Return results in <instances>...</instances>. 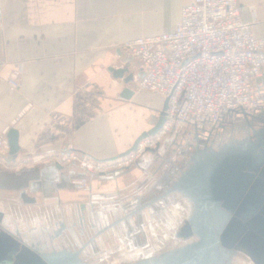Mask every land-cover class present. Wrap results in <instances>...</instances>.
Wrapping results in <instances>:
<instances>
[{
  "label": "crops",
  "instance_id": "1",
  "mask_svg": "<svg viewBox=\"0 0 264 264\" xmlns=\"http://www.w3.org/2000/svg\"><path fill=\"white\" fill-rule=\"evenodd\" d=\"M190 1L0 0V132L16 129L19 146L0 161V212L21 230L43 227V217L57 210L68 215L78 203L119 202L150 186L156 150L97 176L53 158L67 147L95 160L113 158L153 127L165 98L136 88L139 65L131 56L132 83L110 67H119L124 41L172 31ZM238 4L253 34L264 37V0ZM125 87L133 91L128 98ZM25 158L39 162L17 167Z\"/></svg>",
  "mask_w": 264,
  "mask_h": 264
},
{
  "label": "built area",
  "instance_id": "2",
  "mask_svg": "<svg viewBox=\"0 0 264 264\" xmlns=\"http://www.w3.org/2000/svg\"><path fill=\"white\" fill-rule=\"evenodd\" d=\"M119 50L139 65L136 88L168 99L165 122L128 154L95 160L67 147L54 155L55 163L89 176L124 170L180 131L178 125L185 137H205L230 115L253 112L263 99L264 37L242 20L238 0H191L172 31L124 41ZM6 134L7 129L0 132V161L9 150ZM38 162L25 158L17 167Z\"/></svg>",
  "mask_w": 264,
  "mask_h": 264
},
{
  "label": "water",
  "instance_id": "3",
  "mask_svg": "<svg viewBox=\"0 0 264 264\" xmlns=\"http://www.w3.org/2000/svg\"><path fill=\"white\" fill-rule=\"evenodd\" d=\"M118 57L119 67H110V70L124 84H130L132 76L126 64L131 62V58H123L121 52ZM132 93L125 87L122 95L128 98ZM167 106L168 99H165L153 127L141 133L122 155L136 150L140 140L162 127ZM245 113L241 112L242 115ZM6 137L8 155L15 156L19 151L18 131L10 128ZM158 147L159 144L147 151ZM190 160L191 164L180 172L170 191L178 192L192 202L193 211L185 227L186 232L195 234L199 241L128 264H217L213 258L218 252L216 244L220 233L226 234L231 242L240 241L246 249L259 251L254 242L261 239L251 237L255 229L261 233L264 226V127L254 135L228 143L218 150L196 148ZM224 209L230 212L229 215L224 213ZM45 235L40 236L42 242L36 241L34 236L28 235L24 228L21 230L0 212V264H70L72 251L41 252L53 241L45 239Z\"/></svg>",
  "mask_w": 264,
  "mask_h": 264
},
{
  "label": "flooded vegetation",
  "instance_id": "4",
  "mask_svg": "<svg viewBox=\"0 0 264 264\" xmlns=\"http://www.w3.org/2000/svg\"><path fill=\"white\" fill-rule=\"evenodd\" d=\"M245 114L235 113L230 115L226 121L205 137H183L184 145L180 150V157L182 158L180 165L171 162L172 165L166 175L162 180L152 181L147 188L148 193L143 194L144 197H141L140 191H137L126 202L119 199V202L113 201L114 203L109 200H91L86 203H78L72 207L68 215H65L61 210H57L50 216L43 217L42 220H47L43 227L40 226L39 229L28 228L26 232L28 235L34 236L35 240L39 242H42L40 236L43 237L44 234H46L45 239L50 238L53 240L52 245L50 244V246H46L41 250L43 253L57 252L64 249L72 251L70 264H104L102 263L104 256L117 251V245L112 249L113 251L108 247V243L114 238L119 239L121 243H124V239L128 241L130 239L131 241L135 240L127 252H119L118 260H114L115 262H111L112 264H128L144 257L156 256L171 248L183 247L198 242L199 238L195 234H188L185 227L193 211L192 202L184 198L182 194L170 190H172V185L180 172L187 169L191 164L190 157L195 153L196 148L218 150L228 143L252 136L255 131L264 127V95L258 108ZM178 200L184 207L178 205L176 214H174L173 207L175 206L173 203ZM115 202L117 203L115 204ZM181 207L184 211L181 215L179 214L180 217L177 220L179 224L177 225L173 222ZM159 208L160 210L157 212ZM158 213L166 215L168 221L166 225L170 229L173 228V232L169 234V237L174 238L176 241L174 246L170 244L165 250L148 246L146 243H138L136 237H134L142 230L144 221L141 216H146V220L151 226L149 220H152L151 217L158 215ZM224 213L229 215L230 212L224 209ZM35 221H38V219L35 218ZM230 221L231 219L227 225ZM243 223L246 224V227L249 226L247 222ZM261 229V233L255 229V233L251 237L261 239L254 242L259 251L246 249L243 244H240V241L231 242L232 240H228L226 234L220 233L217 244L215 243L218 252L213 259H216L217 264H235L237 260L248 264H264V226ZM226 244H230V246ZM140 249L146 251L141 253Z\"/></svg>",
  "mask_w": 264,
  "mask_h": 264
},
{
  "label": "rangeland",
  "instance_id": "5",
  "mask_svg": "<svg viewBox=\"0 0 264 264\" xmlns=\"http://www.w3.org/2000/svg\"><path fill=\"white\" fill-rule=\"evenodd\" d=\"M177 127L180 129V131L167 135L163 139V141L160 142L159 147L156 149V154H157L156 159L157 160L154 162L157 163L158 165L157 167H154L155 168V172L153 173L154 179L151 180V182L157 179L162 180V178L166 175L165 173H167V171L169 170L171 162H174V164L180 165V162L182 161V158L180 157L181 156L180 150L182 149V146L184 145L183 137H185V135L181 134V125H178ZM144 189L146 188H143L142 190ZM144 192L145 191L141 192L140 196H142ZM132 195L134 194L132 193L129 196H124V198L121 199V201H124V202L128 201ZM177 202L173 203L175 206L173 207L174 214H176V209L178 205L180 206L182 205L179 200ZM116 203L117 202H115V204ZM183 207L180 208L179 213L177 212L178 214H177V217L175 218V221L173 222L174 224L175 223L177 225L179 224L177 223V220L179 219L180 215L184 211ZM159 210L160 208L157 210V212ZM141 217H142V220L144 221L142 225V230L137 233L138 235L136 234L137 236H134L136 237V241H138V243L139 242L142 244L146 243V245L157 247L159 250H165L166 247L169 246L170 244L173 246L176 244L175 239L169 237V234L173 232V228L170 229L166 225L168 221L164 213H160V214L158 213V215L151 217L152 220H149L151 222V226L146 220L147 219L146 216H141ZM133 241H131V239L129 241L127 239H124V243H121L119 239L114 238L112 241L108 243V247L110 250H112L117 245V251L112 250L113 253L106 254L104 256L105 258L102 260V263L112 264L111 262H115L114 260H118L117 256L119 252L121 251L127 252L128 249L133 245ZM139 251H141V253H144L146 250L140 249ZM235 264H248V263L241 262V260H237Z\"/></svg>",
  "mask_w": 264,
  "mask_h": 264
},
{
  "label": "trees",
  "instance_id": "6",
  "mask_svg": "<svg viewBox=\"0 0 264 264\" xmlns=\"http://www.w3.org/2000/svg\"><path fill=\"white\" fill-rule=\"evenodd\" d=\"M143 191H145V192H144V195H146V193H148V192H147V191H148V189H147V188H146V189H144V190H141V191H140V193H141V192H143ZM142 195H143V194H142ZM144 195H143V196H141V197H144ZM109 201H110V202H113L114 200H113V199H111V200H109Z\"/></svg>",
  "mask_w": 264,
  "mask_h": 264
},
{
  "label": "bare ground",
  "instance_id": "7",
  "mask_svg": "<svg viewBox=\"0 0 264 264\" xmlns=\"http://www.w3.org/2000/svg\"><path fill=\"white\" fill-rule=\"evenodd\" d=\"M108 174V173H107Z\"/></svg>",
  "mask_w": 264,
  "mask_h": 264
}]
</instances>
